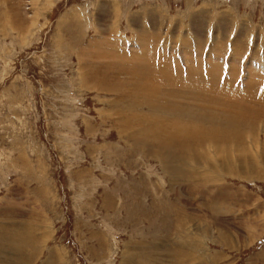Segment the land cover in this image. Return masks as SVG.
Returning <instances> with one entry per match:
<instances>
[{"label":"rangeland","instance_id":"obj_1","mask_svg":"<svg viewBox=\"0 0 264 264\" xmlns=\"http://www.w3.org/2000/svg\"><path fill=\"white\" fill-rule=\"evenodd\" d=\"M215 95L264 110V0H0L1 254L22 242L28 264H264V114L236 118L245 147H226L228 168L199 118L176 180L161 160L182 122L168 104L190 127ZM247 148L260 176L240 171Z\"/></svg>","mask_w":264,"mask_h":264},{"label":"bare ground","instance_id":"obj_2","mask_svg":"<svg viewBox=\"0 0 264 264\" xmlns=\"http://www.w3.org/2000/svg\"><path fill=\"white\" fill-rule=\"evenodd\" d=\"M209 10V9H208ZM211 11V10H210ZM214 11V10H213ZM206 20V19H205ZM236 21V20H235ZM212 23H213V21H212ZM145 30V29H144ZM145 38V37H144ZM145 40V39H144ZM197 41V40H196ZM148 45V44H147ZM145 46V45H144ZM133 48V47H132ZM146 48V47H145ZM93 50V49H92ZM143 50V49H142ZM217 50V49H216ZM111 51V50H110ZM136 52V51H135ZM219 53V52H218ZM225 53V52H224ZM211 54V53H210ZM139 55H140V53H139ZM143 55V54H142ZM144 55H145V52H144ZM216 55H217V53H216ZM147 56V55H146ZM141 58V57H140ZM172 58V57H171ZM144 59V58H143ZM140 60V59H139ZM145 60V59H144ZM146 61V60H145ZM95 62V61H94ZM140 62V63H139ZM138 63H136V64H141V63H143V62H141V61H139ZM101 63V62H100ZM146 63V62H145ZM215 64H216V62H215ZM219 64H221V63H219ZM148 64H146V66H147ZM221 65H223V64H221ZM122 66H124L123 68H125V65H122ZM127 66V65H126ZM220 66V65H219ZM219 66H217L218 67V69L217 70H219ZM234 66V65H233ZM94 67V66H93ZM135 67V66H134ZM136 67L138 68V66L136 65ZM140 67V69H141V65L139 66ZM214 67H216V66H214ZM136 68V69H137ZM147 68V67H146ZM145 68V69H146ZM133 69V68H132ZM194 69V68H193ZM127 70H129V69H127ZM135 70V69H134ZM138 70V69H137ZM142 70H143V68H142ZM146 70H148V69H146ZM149 70H150V68H149ZM214 70H216V69H214ZM216 70V71H217ZM109 71V70H108ZM191 71H192V69H191ZM211 71H213V69L211 70ZM220 71H221V68H220ZM125 72H126V69H125ZM139 72V77H138V75H137V77L140 79H142V77H144L146 74L145 73H147L148 71H146L145 72V70H143V71H138ZM137 72V73H138ZM149 72H151V71H149ZM180 72V71H179ZM238 72V71H237ZM130 73V72H129ZM132 73H134V72H132ZM136 73V72H135ZM213 72H211L210 74H211V77H213V74H212ZM216 73V72H215ZM251 73H253V72H251ZM105 74V73H104ZM149 74V73H148ZM194 74H195V72H194ZM194 74H191L189 77H191L192 75H194ZM218 74V73H217ZM216 74V75H217ZM126 75V74H125ZM124 75V76H125ZM140 75H142V77L140 76ZM152 75V74H151ZM150 75V76H151ZM201 75H202V72H201ZM100 76V75H99ZM148 76V75H147ZM158 76V75H157ZM161 76V75H160ZM196 76V75H195ZM195 76H193V77H195ZM214 76H215V74H214ZM218 76H221V74L220 75H217V77ZM253 75L251 74V77H252ZM255 76V75H254ZM257 76V78H259V76H258V74L256 75ZM163 77V76H162ZM161 77V78H162ZM165 77V76H164ZM163 77V78H164ZM216 77V76H215ZM214 77V78H215ZM250 77V78H251ZM127 78V77H126ZM160 78V77H159ZM181 78V77H180ZM192 78V77H191ZM256 78V79H257ZM144 79H145V77H144ZM165 79H166V77H165ZM165 79H164V81H165ZM233 79H234V77H233ZM134 80V79H133ZM167 80H168V78H167ZM188 80V79H187ZM192 80V79H191ZM191 80H190V83H192L191 82ZM194 80V79H193ZM199 80V79H198ZM215 81H217V80H219V79H214ZM249 80V79H248ZM252 80H253V78H252ZM144 81V80H143ZM155 81V80H154ZM182 81V80H181ZM196 81V80H195ZM231 81V80H230ZM258 81V80H257ZM188 82H189V80H188ZM204 82V81H203ZM219 82V81H218ZM117 83V82H116ZM136 83H138V82H136ZM142 83V82H141ZM158 83V82H157ZM164 83H166V82H164ZM183 83V85L184 84H186V82L184 83V82H182ZM193 83H195L194 81H193ZM198 83H200V82H198ZM208 83V82H207ZM206 83V84H207ZM219 83H221V82H219ZM226 83V82H225ZM228 83V82H227ZM118 84V83H117ZM139 84V83H138ZM159 84V83H158ZM163 84V83H162ZM169 84V83H168ZM196 84V83H195ZM205 84V85H206ZM208 84H210V83H208ZM214 84H215V82H214ZM234 84H235V82H234ZM260 84V83H259ZM164 85V84H163ZM166 85H167V83H166ZM188 85V84H187ZM186 85V86H187ZM193 85V84H192ZM199 85V86H198ZM197 85V87H199V88H201V87H203L204 85H202V83H200V84H198ZM200 85H202L201 87H200ZM216 85V84H215ZM227 85V84H226ZM223 86L224 87V89H226L225 87H227V86ZM144 86V85H143ZM147 86V85H146ZM185 86V85H184ZM185 86V87H186ZM195 86V85H194ZM210 86V85H209ZM256 86V84H253V88ZM121 87V86H120ZM145 87V86H144ZM181 87H183V86H181ZM191 87V86H190ZM212 87V86H211ZM218 87V86H217ZM216 86H215V88H217ZM221 87V86H220ZM122 88V87H121ZM136 88H138V90H140V91H143V90H146V91H150L149 93H151V94H154V93H157V90H156V88H150V90H148V87H146V88H143L142 89V86L141 85H137L136 86ZM187 89H188V86L186 87ZM195 88V87H194ZM204 88H207V86H205ZM210 88V87H209ZM187 89L185 90V89H182V88H176V89H174L173 90V92H175V91H177L178 93H181V94H183V95H186V96H190L189 94H191L192 96H194V94L193 93H187ZM213 89V88H212ZM224 89H222V91L224 90ZM171 90V91H170ZM197 90V89H196ZM217 90H219L218 88H217ZM228 90V89H227ZM238 90V89H237ZM247 90V89H246ZM259 90V89H258ZM258 90H256V92L258 91ZM117 91V90H116ZM158 91H159V89H158ZM194 91H195V89H194ZM206 91V90H205ZM221 91V92H222ZM240 91V90H239ZM242 91V90H241ZM248 91V90H247ZM254 91V90H253ZM143 92H145V91H143ZM171 92H172V89L170 88L169 89V91H167V92H163V90H161V95H164V94H166L167 96H173V97H176V98H184L183 96H181V95H177V94H171ZM209 93H211L212 91H208ZM229 92V91H228ZM244 92V91H243ZM255 92V91H254ZM259 92V91H258ZM148 93V94H149ZM197 93V92H196ZM213 93V92H212ZM211 93V94H212ZM224 92H222V95L224 96L225 94H223ZM246 93V92H245ZM138 94V93H137ZM214 94V93H213ZM216 94V93H215ZM239 94V93H238ZM258 94V93H257ZM139 95V94H138ZM217 95V94H216ZM216 95H215V98L214 99H216L217 101H215V100H210L209 99V97H201V101H203V102H206V103H214L215 104V107H214V109H213V111H212V113H210V114H208V115H205V114H203V116L202 117H195V116H189V117H187L188 118V121H189V123L190 122H192L191 124H190V127H189V125H183V124H181L182 122H184L185 120H186V118H184V116H183V114H182V112L185 110V108L184 107H181L180 105H178L176 102H174L173 101V105L172 104H168V106L166 107V111H168V112H174L175 114H176V111H179L178 113H180V116L178 117V116H176V117H178L177 119H179V120H181L182 122L178 125V124H176L175 122H174V125H171V124H169V125H171V130H172V132L170 131V135H169V137H163V139H161L162 140V142L160 143V145L161 144H163V143H165V145H162V149H163V151L165 152V154H164V156L165 157H167V158H161V160H162V163H163V165L164 166H166V168L168 169V171H169V173H170V175H172V176H174V177H176V178H173V179H177V177L180 175V173H181V171H182V169L183 168H181V167H179V166H177V165H175V163H179V164H185V162H187L185 159H186V157H189V155H191V153L190 154H188V152L190 151H188L187 153H186V155L188 154V156H185V159H183V157H182V155H183V153L185 152H183V149H185V147L184 146H187V145H184V142H185V139L186 138H188V137H190L189 139H192V137L193 138H195V137H197V138H203V137H198V136H200V135H202L203 133H201V131L200 132H198V129H200L201 130V128H202V124H199L200 122L198 121V123H197V121H193L192 119H190V118H194V119H196V118H199V119H201V120H203L204 121V119L205 120H207V121H209V123H210V131H211V133H212V137H213V139H214V137H216L217 139H216V142H217V144H216V142H214V144H216V152L217 153H219V156H218V158H222L223 159V162H224V165L228 168L229 166H231V164H233V162H229V156H228V153H227V146H229V145H232V144H235V147H236V149L239 151V153H242V150H240V149H242L243 147H245V139H244V136H243V134H242V129H241V131H240V129H238V126L240 125L239 123H238V119H240V120H242L243 122H245V123H247V124H250L251 126H252V123H255L254 121H252L251 122V120L249 119L250 117L249 116H251V114H255V113H257V114H264V110H260L259 112L258 111H255V112H253V111H247V112H250V113H243L242 111V109L243 108H250V103H248L251 99V97H253L252 95V93H251V95L249 96V95H247L246 97L248 98L249 97V99H248V101H244L245 99L243 98V102H241L240 101V103H236V102H232V101H229V99L228 100H222V99H220V98H216ZM243 95V94H242ZM146 96V95H145ZM218 97V96H217ZM225 97H227V95L225 96ZM230 97V96H229ZM243 97H244V95H243ZM255 97V96H254ZM142 98V97H141ZM140 98V100L138 101L139 102V105H141V104H143V100ZM257 98V97H256ZM264 98V97H263ZM238 99H240L239 97H238ZM239 101V100H238ZM137 103V102H136ZM181 107V108H180ZM216 109H219V110H216ZM233 109H235V110H237L236 112H233L232 110ZM241 111L240 113L238 112V111ZM236 113V115H234ZM243 114V115H242ZM174 115V114H173ZM179 115V114H178ZM236 118H238V119H236ZM176 119V120H177ZM167 120V119H166ZM175 120V121H176ZM157 121V120H156ZM256 121V120H255ZM177 123H178V121H176ZM202 122V121H201ZM205 122V121H204ZM242 122V123H243ZM144 123V122H143ZM185 123V122H184ZM257 123V122H256ZM176 124V125H175ZM239 124V125H238ZM180 125H183V126H180ZM243 125V124H242ZM241 125V126H242ZM158 126V125H157ZM157 126H155L156 128H157ZM234 126H236L235 127V130H233L232 131V128L234 127ZM205 129H207V127L205 126ZM146 130V129H145ZM154 130H155V128H154ZM203 130H204V128H203ZM149 132H151V129H149L148 130ZM158 131V130H157ZM157 131H154L153 133L151 132V134H153L154 136L155 135H157L156 134V132ZM209 131V132H210ZM208 132V133H209ZM244 132V131H243ZM207 133V134H208ZM146 134V133H145ZM206 134V133H205ZM147 135V134H146ZM203 136H204V134H203ZM210 136V137H211ZM255 136V135H254ZM211 137V138H212ZM148 138H149V136H147V139H146V145L148 146V147H150V150L152 151V150H154V149H156L155 147H153V145H151L149 142V140H148ZM206 138V137H205ZM208 138V137H207ZM182 139H184V140H182ZM219 139V140H218ZM197 141V140H196ZM201 141H203V140H201ZM188 142H190L189 140H188ZM188 142H186V144L188 143ZM198 142V141H197ZM254 143H255V145L254 146H256V149L257 148H263V146H262V144L259 142V140H258V138L257 139H254ZM191 143H189V145H190ZM260 144H261V146H260ZM169 145L170 146H172L173 148L172 149H170L169 148ZM202 145V144H201ZM159 146V145H158ZM157 146V147H158ZM195 146H196V143H195ZM203 146V145H202ZM253 146V145H252ZM184 147V148H183ZM188 148H189V146H187ZM186 147V148H187ZM191 147V146H190ZM159 148H160V146H159ZM203 148V147H202ZM252 148V147H251ZM157 150V149H156ZM155 150V151H156ZM187 150V149H186ZM192 150V149H191ZM196 150H197V147H196ZM159 151V150H158ZM200 151V150H199ZM220 151V152H219ZM166 152H169V153H166ZM191 152V151H190ZM192 152H193V150H192ZM198 152V151H197ZM203 152V151H202ZM257 152H258V149H257ZM247 153H249V160H246V159H240V163H239V168H240V171H241V173H243L244 175H250L251 177L253 176V175H256V176H260L262 173V171H260L259 170V166H258V163H257V161H256V155H254L252 152H251V150L249 149V148H247ZM259 158L261 159V162L262 161H264V148L262 149V150H260L259 152ZM153 154H155V152L153 153ZM185 155V154H184ZM201 155V154H200ZM258 155V154H257ZM154 156H156V155H154ZM199 156V155H198ZM191 158V157H190ZM189 158V159H190ZM195 159V158H194ZM248 159V158H247ZM185 160V161H184ZM201 160V159H200ZM210 161V160H209ZM262 163H264V162H262ZM196 164V163H195ZM193 165V164H192ZM192 165H191V167H192ZM228 165V166H227ZM190 167V166H189ZM194 167V166H193ZM192 167V168H193ZM164 168V167H163ZM165 169V168H164ZM190 169V168H189ZM196 169V167H194V170ZM203 169V168H202ZM196 171V170H195ZM193 172V171H192ZM197 173H198V171H196ZM201 172V171H200ZM199 174V173H198ZM264 227V226H263ZM255 230V229H254ZM173 236V235H172ZM150 244V243H149ZM153 245H155V242L153 243ZM149 246V245H148ZM179 251V250H178ZM127 252V251H126ZM14 264V263H13Z\"/></svg>","mask_w":264,"mask_h":264},{"label":"crops","instance_id":"obj_3","mask_svg":"<svg viewBox=\"0 0 264 264\" xmlns=\"http://www.w3.org/2000/svg\"><path fill=\"white\" fill-rule=\"evenodd\" d=\"M25 223V225L27 226H31V231H34L35 230V228H34V223H33V220H29L28 222H24ZM8 229L9 228H3V226H2V224H1V227H0V232L1 233H4L5 235H7L8 234ZM20 230H22V232H23V234H21L20 233ZM11 231L12 232H15L16 231V234L15 233H10V236L12 237V236H16L17 238H19V237H22L26 232H27V229L25 228V229H22L21 227H17L16 229H11ZM32 235H34L33 233H32ZM25 244L26 243H22V242H20V244L18 243V244H8L7 246H8V248L6 249V252L8 253V255H6V254H1V252H0V264H28L30 261H31V258H30V256H28V258H29V260H26L25 259V257L26 256H23V254H25L26 253V250H27V246H25ZM42 244H43V242H40V243H38V245H33L34 247V249H33V252H32V250H31V248L29 249L28 248V251L29 252H32V253H37L38 251H39V247H41V249H40V252L41 251H43V249H44V245L42 246ZM37 246V247H36ZM35 247H36V249H38V250H36L35 251ZM10 249H15V250H19V252H15V253H13V250H10ZM23 249H26L25 251L23 250ZM23 250V251H22ZM21 252L23 253L22 255H21V258H20V260L21 259H24V261L26 262V263H21V261L20 262H18V260L16 261L15 260V258L16 257H18L19 258V256H20V254H21ZM39 252V253H40ZM50 256V255H49ZM37 258V257H36ZM14 259V260H13ZM44 259V258H43ZM46 260V259H45ZM49 260L50 259H47V261H43L42 262V264H49L50 262H49ZM23 261V262H24ZM32 264H34V263H32Z\"/></svg>","mask_w":264,"mask_h":264}]
</instances>
